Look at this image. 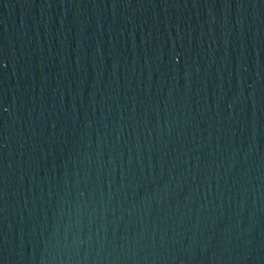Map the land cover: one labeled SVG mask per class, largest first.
Here are the masks:
<instances>
[{"label":"water","instance_id":"obj_1","mask_svg":"<svg viewBox=\"0 0 264 264\" xmlns=\"http://www.w3.org/2000/svg\"><path fill=\"white\" fill-rule=\"evenodd\" d=\"M0 264H264V0H0Z\"/></svg>","mask_w":264,"mask_h":264}]
</instances>
